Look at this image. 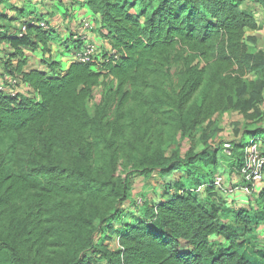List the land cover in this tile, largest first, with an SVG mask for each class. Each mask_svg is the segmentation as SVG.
Wrapping results in <instances>:
<instances>
[{
    "label": "trees",
    "instance_id": "1",
    "mask_svg": "<svg viewBox=\"0 0 264 264\" xmlns=\"http://www.w3.org/2000/svg\"><path fill=\"white\" fill-rule=\"evenodd\" d=\"M9 1L0 0V5ZM246 1L88 0L89 10L99 17L95 27L100 26L110 48L121 55L106 64L105 75L77 62L63 76L32 69L34 62L22 48L46 46L51 32L30 27L22 38L0 35V44L15 51L1 62L2 71L32 91L31 97L16 99L0 93V144L17 138L33 152L11 161L0 154V264H264L259 243L264 227V188L259 187L264 182L251 194L238 189L246 185L243 176L230 189L228 183L210 186L216 177L223 179V159L208 150L216 133L207 131L216 115L239 111L254 120L245 125L241 142L232 143L231 156L219 145L229 171H242L251 140L261 139L264 147V114L259 109L264 51L256 52L257 39L248 35L264 27V0H255L262 7L261 21L244 7ZM100 49L104 59L108 51ZM13 58L19 59L16 66ZM176 62L183 67L179 89L171 104L161 103L167 108L166 124L182 138L202 131L183 157L178 150L167 157L162 145L146 146L141 137L127 139L124 107L130 102L150 104L135 89H149ZM43 65L56 73L55 62ZM253 75L255 79L247 80ZM104 84L117 102L118 115L107 126L110 139L98 166L90 139L100 136L101 127L90 102ZM153 100L160 101L156 95ZM199 145L204 150L198 151ZM137 154L143 156L145 180L159 170L163 180L176 177L186 189L202 191L178 195L171 193L174 185L165 184L164 199L148 205L142 219L128 216L120 206L130 200L131 182L115 174L121 166L127 172L137 166ZM221 192L225 197L240 193L254 205L222 215ZM88 200L102 207L98 225L86 215ZM251 214L257 217L254 222ZM228 216L232 227L223 222ZM126 217L132 221L126 224ZM115 224L122 227L117 246H98L95 232L113 233ZM14 229L19 235L13 236ZM55 249L64 250L59 261L49 258Z\"/></svg>",
    "mask_w": 264,
    "mask_h": 264
},
{
    "label": "rangeland",
    "instance_id": "2",
    "mask_svg": "<svg viewBox=\"0 0 264 264\" xmlns=\"http://www.w3.org/2000/svg\"><path fill=\"white\" fill-rule=\"evenodd\" d=\"M18 2L19 0L13 1L14 4H17ZM10 7L13 6L10 5ZM244 7L249 12L254 13L257 18H261L260 21L263 20L262 7L255 0H247ZM6 8L9 7L6 6ZM16 16L17 15H15V17ZM19 20H21V18ZM4 26H7L8 28L9 26H12V24L11 22H8V24L5 23ZM5 33L6 32H4L3 34ZM0 52L6 54L3 49ZM3 54H0V56L3 57ZM1 62H4L3 58L0 59V64ZM182 68L183 67L181 63L176 62L169 69L168 74L154 79L149 89H135L142 92L145 98L150 99V104L140 106L136 102H130L124 107V134L127 139L129 141H132L141 137V139H143V143L146 144V146H148L149 144H154V146L162 145L161 149L167 157L172 156L175 150H178L179 155L183 157L190 150V148H192V145L196 144L202 131L199 130L192 133L188 137L182 138V136H180L179 134L175 135L168 129L166 120L163 116L167 108L161 103H172L179 89ZM253 79V76H249L247 78V80ZM109 90L110 89L109 87L107 88V84L96 88L94 98L92 102H90V111L101 127L100 136L92 134V138L90 139L93 142L92 145H94L93 162L98 166L102 165L105 154L107 152V141L110 139L111 132L107 130V126L116 121L118 115L117 102L114 101V98L112 95H110ZM155 95L159 98L160 101H152L153 96ZM219 145L221 146V143ZM219 145L217 146L215 152L221 160H225V158L221 154L222 150L220 149ZM196 149L200 151V145L197 146ZM0 154L4 156L6 161H11L15 160L17 157L32 156L33 152L25 142H21L17 138H8L0 144ZM135 158L137 166H135L134 168H129L128 172L125 171L123 166H121L118 168L115 176L116 178H128L131 182V191L129 193L130 200L124 201L122 206L120 207L124 213L129 214L128 216H132L134 219L138 220L143 218L141 212L147 210L148 205H157L164 199L163 197L166 193L165 188L167 187V185L165 184L169 183L168 185H174L175 187L173 188L171 193L175 194H178L179 191H181L185 187L183 186L184 182L179 181V179L176 177L169 180H163L160 176L161 172L159 170H155L151 177L145 180L146 177L144 170L145 167L143 164V156L141 154H137ZM223 160V164L220 165L221 168H225V166L227 165V161ZM220 174H222L220 176H223L224 183L226 185H230L229 182L231 178L229 172L226 171V169H222V171H220ZM174 179H177V181H175ZM229 185L228 189L231 188V185ZM219 198L222 215H226L234 209V205H232L233 203L230 200H227L225 196L220 195ZM146 202L147 205L144 206ZM85 211L87 216L95 220V225H98L99 221L97 218L102 211V207L98 203L88 200L85 203ZM250 217L252 219V222H254L257 218L255 214H251ZM124 221L127 224V221L130 222L132 221V219L128 220V218L126 217ZM223 222L229 224L230 227L233 226L231 216L226 217ZM114 228L115 230L113 233L107 231L106 235H103L100 229H98V231L95 232L94 235L96 244L98 246L103 244L104 246L115 248L118 244V233L120 232L119 229L121 230L122 227L119 224H115ZM240 231V234L243 235L242 230ZM17 235H19V230L14 229L13 236ZM64 254L65 253L63 249H55L54 253L49 258L59 261L61 258H63ZM97 264L104 263L99 262Z\"/></svg>",
    "mask_w": 264,
    "mask_h": 264
},
{
    "label": "crops",
    "instance_id": "3",
    "mask_svg": "<svg viewBox=\"0 0 264 264\" xmlns=\"http://www.w3.org/2000/svg\"><path fill=\"white\" fill-rule=\"evenodd\" d=\"M13 1L15 0H10L8 3L0 5V17H3L2 20L0 19V31L2 33L0 35L20 38L21 26L32 16L51 22L54 27L47 45H39L36 50L23 47L22 51L26 57L34 62L32 69L48 73L50 76L65 75L70 66L75 63L71 35L76 29V24L83 18L89 19L92 22H99V17L94 15L87 6L88 0H19L17 4H14ZM11 4L13 6L12 8H6L7 5ZM15 15L17 16L15 17ZM20 18L21 20H19ZM8 22H11L12 26L7 28V26L4 25L5 23L8 24ZM4 32L6 33L3 35ZM102 34H104V31L100 26L96 25L95 29L90 34V38L99 48L101 47L109 51L111 50L109 41L104 39ZM248 35L256 37L257 39V43L255 44L256 52L264 51V27L262 30L249 33ZM2 49L6 54L0 52L1 55L3 54V57L0 56V59L3 58L4 61L6 59L8 60L15 53V51L6 44H0V51ZM12 60L13 64L16 66L19 59L13 58ZM43 61L55 62L57 64L56 73H52L43 65ZM2 70L3 68L0 64V78L5 75ZM259 109L260 112L264 114V95ZM253 122L254 120L247 119L239 111H231L216 115L213 119V126L209 127L207 131V135L211 132L216 133L214 135L215 137L209 140L210 148H208V150L211 152V155L212 152H215L220 143H240L245 131V125ZM207 126L208 124L205 125L204 128L206 129ZM261 127L264 130V122H262ZM263 135L264 134H261L260 137ZM200 147V151L204 150L203 145H200ZM222 169H226V171L229 172L231 178V183H229L231 185L242 182L241 172L236 169L229 171V167L227 166H225V168H220L219 171H222ZM263 188L264 183L260 185L259 189ZM221 195L225 196L222 192ZM226 198L233 203L232 205H234V208L238 207L250 210V207L254 205L253 201L249 202L248 198L240 193ZM259 234V243L263 248L264 227L260 228Z\"/></svg>",
    "mask_w": 264,
    "mask_h": 264
},
{
    "label": "built area",
    "instance_id": "4",
    "mask_svg": "<svg viewBox=\"0 0 264 264\" xmlns=\"http://www.w3.org/2000/svg\"><path fill=\"white\" fill-rule=\"evenodd\" d=\"M30 27L37 28L43 32H52L54 25L47 21L39 19L35 16L30 17L22 26L20 32V38L25 36ZM94 22L89 19L83 18L76 24V29L72 32L71 39L76 42L75 46L81 44L80 48L73 49L74 60L77 63L88 64L91 69L100 72L101 74H107L106 64L111 61L114 63L121 58L120 53L111 49L106 54L107 56L102 59V55L105 53L98 45L90 38L91 32L94 30ZM31 89L21 81L19 78H15L5 74L0 78V93L16 99L21 95L31 97ZM223 153L226 156L232 155L233 145L231 142H225L222 144ZM241 175L246 181V185H239L238 189L246 194L253 193L258 185L264 182V147L261 139L256 138L250 141L248 147L245 150V165L241 171ZM224 180L221 177H216L213 184L210 186L221 187ZM203 187H200L197 192L202 191ZM194 190L182 189L178 195L184 193H197Z\"/></svg>",
    "mask_w": 264,
    "mask_h": 264
}]
</instances>
